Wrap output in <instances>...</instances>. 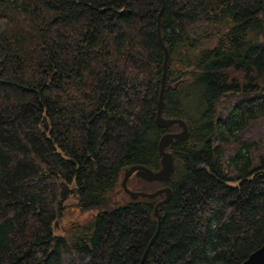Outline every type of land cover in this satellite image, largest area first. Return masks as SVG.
I'll list each match as a JSON object with an SVG mask.
<instances>
[{
    "label": "trees",
    "instance_id": "16d2710c",
    "mask_svg": "<svg viewBox=\"0 0 264 264\" xmlns=\"http://www.w3.org/2000/svg\"><path fill=\"white\" fill-rule=\"evenodd\" d=\"M161 0H0V264H141L161 169ZM170 187L143 264H242L264 244V0H166ZM76 199L74 206L67 205ZM88 222H57L91 211Z\"/></svg>",
    "mask_w": 264,
    "mask_h": 264
},
{
    "label": "water",
    "instance_id": "95a60500",
    "mask_svg": "<svg viewBox=\"0 0 264 264\" xmlns=\"http://www.w3.org/2000/svg\"><path fill=\"white\" fill-rule=\"evenodd\" d=\"M162 6L158 15V25H157V33H158V39L159 43L164 50L165 53V59L163 64V73H162V79H161V90L159 94V100H158V109H157V115H156V123L158 126L163 128H172L175 125H177L181 130L179 132H169L166 133L159 142V151L161 153L162 159H161V169L158 172H154L150 170L149 168L141 165H136L129 167L124 170L123 172V179L121 182V186L125 193L130 197L132 201H137L140 198H148V199H156L157 197H163L164 198L159 201L154 209V217L158 221V228L157 231L150 242L148 249L142 259L141 264H143L146 254L151 247L154 240L157 238L160 230L161 225V214L160 209L164 208V206L169 202L171 196H172V189L170 187H163L153 193L148 192H142V191H134L129 189L128 182L131 179L132 176H135L138 179H141L147 183H166L171 178L173 172H174V158L173 154L168 151V148L173 144L174 141H182L185 140L188 137L189 131L188 126L185 121L180 119H166L163 117V111L165 107V92L167 88V80H168V68H169V60H170V53L167 47H165L162 37V15L166 7V0H161ZM242 264H264V244L255 252H253L247 260H245Z\"/></svg>",
    "mask_w": 264,
    "mask_h": 264
},
{
    "label": "rangeland",
    "instance_id": "374dc122",
    "mask_svg": "<svg viewBox=\"0 0 264 264\" xmlns=\"http://www.w3.org/2000/svg\"><path fill=\"white\" fill-rule=\"evenodd\" d=\"M159 189H161V188H159ZM159 189H157V190H159ZM157 190H155V191H157ZM155 191H153V192H155ZM153 192H148V193H153ZM76 203H77L76 199H70L67 202V205L74 206ZM96 214H97V211L94 210V211H91L89 213H86L85 215H83L82 217L77 218V219H72L71 217H66L61 221V223L59 221L56 223L57 226H56L55 234L61 235L63 233V228H65L67 226V224L72 222V221L86 223V222L90 221Z\"/></svg>",
    "mask_w": 264,
    "mask_h": 264
}]
</instances>
